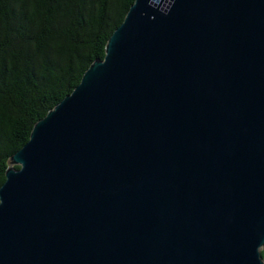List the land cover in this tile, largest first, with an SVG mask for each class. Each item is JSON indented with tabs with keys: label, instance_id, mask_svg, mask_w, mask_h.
Here are the masks:
<instances>
[{
	"label": "water",
	"instance_id": "water-1",
	"mask_svg": "<svg viewBox=\"0 0 264 264\" xmlns=\"http://www.w3.org/2000/svg\"><path fill=\"white\" fill-rule=\"evenodd\" d=\"M0 264H264V0H133L9 157Z\"/></svg>",
	"mask_w": 264,
	"mask_h": 264
},
{
	"label": "trees",
	"instance_id": "trees-1",
	"mask_svg": "<svg viewBox=\"0 0 264 264\" xmlns=\"http://www.w3.org/2000/svg\"><path fill=\"white\" fill-rule=\"evenodd\" d=\"M132 2L0 0V185L32 125L103 58Z\"/></svg>",
	"mask_w": 264,
	"mask_h": 264
}]
</instances>
